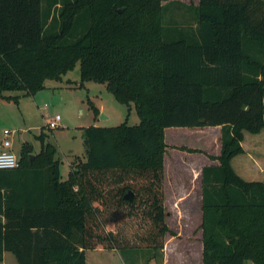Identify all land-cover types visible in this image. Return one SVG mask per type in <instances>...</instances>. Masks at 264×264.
<instances>
[{
    "label": "trees",
    "instance_id": "obj_1",
    "mask_svg": "<svg viewBox=\"0 0 264 264\" xmlns=\"http://www.w3.org/2000/svg\"><path fill=\"white\" fill-rule=\"evenodd\" d=\"M42 1L0 0V96L34 94L79 61L82 82H107L140 122L86 126L87 158L65 179L43 134L38 152L23 144L19 166L0 168V263L11 251L19 264H86L100 246L148 248L143 264H162L165 128L220 125L201 173L202 264H264V182L232 165L245 131L264 128V0H199L169 19L177 0Z\"/></svg>",
    "mask_w": 264,
    "mask_h": 264
},
{
    "label": "rangeland",
    "instance_id": "obj_2",
    "mask_svg": "<svg viewBox=\"0 0 264 264\" xmlns=\"http://www.w3.org/2000/svg\"><path fill=\"white\" fill-rule=\"evenodd\" d=\"M48 1H42L44 9L47 7ZM169 1L171 0H164L163 2L169 3ZM197 1L177 0L169 3L166 17L169 19L179 10L180 12L184 10L190 12L185 5L194 4ZM179 2L184 5H180ZM190 14L192 15V13ZM188 18L190 17L188 16ZM44 85V88L37 90L34 94H27L23 90H10L6 91L5 94L12 95V98L0 96V139L5 138L6 130H8L12 149L19 155L26 141L34 147L33 152H38L43 145L38 136L43 134L44 142H51L57 148L56 157L60 159L63 179L68 177L70 168L75 166L79 159L86 160L87 158L84 135L86 126H116L125 121L128 124L140 122L134 104L127 105L119 102L108 89L107 82H100L95 79L82 82L79 61L60 79H46ZM54 96H57L58 99L55 100ZM94 107L97 109V113H95ZM56 114L60 115L58 125L50 127L47 122ZM247 134L263 137L264 129L259 134L251 132H247ZM167 139L171 143H183L191 147L199 146L198 138L194 136H167ZM252 154L254 158L258 157L257 154ZM180 159L181 165L177 167L176 174L170 173V180L182 187L181 190L176 189L174 191L175 196L185 195L186 199L191 201L190 205L185 204L186 202L178 205L181 209L188 208L185 213H189L191 218H186V214L183 219L167 218L168 224L172 228H181L182 231L181 236L171 239L172 245L167 259L169 264H202L201 174L198 172L191 173L189 169L193 166H187L188 160L183 156ZM243 159H247L246 155H240L235 161L237 172L247 180L264 182L263 169L259 171L253 166L249 169L250 171H244L239 165ZM170 163L174 166V163H177V158L172 157ZM171 165L168 167L169 170L172 168ZM171 194L173 195L170 189L169 196ZM167 207L172 208L170 204ZM166 236L165 243L167 238H171L168 234ZM174 245L178 246L177 253L173 250ZM99 248L102 247L97 246L86 251L87 264H124L127 261L143 264L148 259L146 252H150L148 248L135 249L139 251L134 252L139 253L130 255L127 251L120 249L110 252L106 249L97 250ZM0 264L19 263L11 251H5L4 259ZM245 264L254 263L252 260H246Z\"/></svg>",
    "mask_w": 264,
    "mask_h": 264
},
{
    "label": "crops",
    "instance_id": "obj_3",
    "mask_svg": "<svg viewBox=\"0 0 264 264\" xmlns=\"http://www.w3.org/2000/svg\"><path fill=\"white\" fill-rule=\"evenodd\" d=\"M198 1L195 2L194 4L198 3ZM54 98L55 100L58 99L57 96H54ZM173 129H176V130H173ZM261 131L255 134H259L261 133ZM247 132L248 131H245L244 139L242 140V146L244 148V152L237 154L236 156L233 157L232 165L235 171L237 172L236 163H235L237 157H239L240 155H246L247 159H243L239 162V165L242 166L241 168L244 171L251 169L253 166L254 168H258L259 171L262 169H263L262 171H264V136L263 137L262 136H250L249 134H247ZM221 134H222V129L220 125L197 126V127H179V126L173 127L171 126V127L165 128V140L167 143L166 151L164 154L165 205L166 207L168 206V204L172 206V208L167 207V218L168 219L170 218L173 219L174 217H176L175 219H181V218L183 219L185 217V214L187 216L186 218L188 217L191 218V215H189V213H185V210H187L188 208L181 209L178 207L179 203L186 202L185 204L190 205L191 201L186 199L185 195H182L180 197L175 196L176 193L174 191L176 189L179 191L181 190L180 188L182 187L177 185L176 183L171 182L170 173L171 172L174 174L177 173L178 171L177 167L180 166L181 165L180 162H182L180 159L181 156H183V158H186L188 160L187 166H193V168L189 169L191 173L198 172L201 174L203 166L209 165L212 163H217V161L210 158L209 155H218L220 153ZM167 136H194L198 138L199 146L191 147L183 143H171L168 141ZM1 142H2V139H0V148H1ZM169 147H171V150H169ZM252 153L257 154L256 156L260 158L258 157L254 158ZM172 157L177 158V163H174V166L171 165L170 163L172 160ZM169 165H171L172 167L171 170L168 169ZM68 175H69V172H68ZM9 180H12V179L9 178ZM201 184H202V177H201ZM170 189L172 190L173 195L171 194L169 196ZM200 211H201V216H202V198H201V203H200ZM170 229L171 231L168 232L167 234L170 235L171 238L169 239L167 238V241L163 248L162 264H169L167 256L170 251V246L172 245L170 242L171 239L177 238L178 236H181L182 234L181 228L175 229L170 226ZM177 245L179 246V244ZM177 245L176 246L174 245L173 247V250H175L176 253L178 251ZM105 249L110 252L113 250H116V248H99L97 250L101 251ZM201 260H202V255H201ZM153 263L157 264L155 259H151L149 261V264H153ZM124 264H127V263H124Z\"/></svg>",
    "mask_w": 264,
    "mask_h": 264
},
{
    "label": "built area",
    "instance_id": "obj_4",
    "mask_svg": "<svg viewBox=\"0 0 264 264\" xmlns=\"http://www.w3.org/2000/svg\"><path fill=\"white\" fill-rule=\"evenodd\" d=\"M59 119L60 115L56 114L48 121V125L50 127H56L58 125ZM8 134L9 131L6 130L5 138L1 142L0 149V168L4 169L16 168L20 164L19 155L13 151L12 141L10 140Z\"/></svg>",
    "mask_w": 264,
    "mask_h": 264
},
{
    "label": "water",
    "instance_id": "obj_5",
    "mask_svg": "<svg viewBox=\"0 0 264 264\" xmlns=\"http://www.w3.org/2000/svg\"><path fill=\"white\" fill-rule=\"evenodd\" d=\"M121 10H122V8L119 9V11H121ZM85 144H86L87 148L90 147V142H89L88 139H85ZM32 157H33V154H31V156H30V160L32 159ZM133 196H134V193H133V191H131V190L128 191V192L124 195V197L127 198V199H132Z\"/></svg>",
    "mask_w": 264,
    "mask_h": 264
}]
</instances>
